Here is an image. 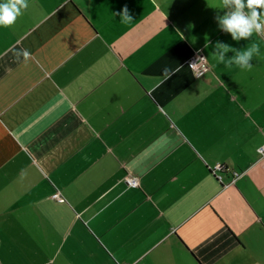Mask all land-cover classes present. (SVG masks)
Returning <instances> with one entry per match:
<instances>
[{"label": "crops", "instance_id": "1", "mask_svg": "<svg viewBox=\"0 0 264 264\" xmlns=\"http://www.w3.org/2000/svg\"><path fill=\"white\" fill-rule=\"evenodd\" d=\"M27 2L0 26V264H264V32L222 0Z\"/></svg>", "mask_w": 264, "mask_h": 264}, {"label": "clouds", "instance_id": "2", "mask_svg": "<svg viewBox=\"0 0 264 264\" xmlns=\"http://www.w3.org/2000/svg\"><path fill=\"white\" fill-rule=\"evenodd\" d=\"M223 6L234 5V10L227 12L220 19V23L225 31L231 33L233 39L240 38L247 39L252 36L253 32H264V11H257V9L264 10V0H222ZM27 0H3L0 2V26L9 27L13 25L17 18L23 15L24 10L28 8ZM245 8L250 10V15L245 13ZM121 22H131L132 17L129 15L128 9L124 8L121 13ZM216 48L222 49V52H228L229 46L217 44ZM235 51V50H233ZM260 45L258 43L252 44L246 51L237 52L232 60L225 61L224 55L221 53L218 56V62L224 63L231 67L233 61L241 69H251L252 64L249 61L253 55H259Z\"/></svg>", "mask_w": 264, "mask_h": 264}, {"label": "built area", "instance_id": "3", "mask_svg": "<svg viewBox=\"0 0 264 264\" xmlns=\"http://www.w3.org/2000/svg\"><path fill=\"white\" fill-rule=\"evenodd\" d=\"M185 66L192 72L193 76L195 78H200L208 71V66L206 64L205 57L203 54L199 51L194 52L186 61ZM259 153L264 156V146L259 148ZM223 167L220 165H216L213 168V173L216 175V172H222ZM217 179L220 181L221 177L220 175H216ZM233 177L238 178L239 174L233 172ZM125 183L128 187L136 188L139 186V181L135 178H125Z\"/></svg>", "mask_w": 264, "mask_h": 264}]
</instances>
